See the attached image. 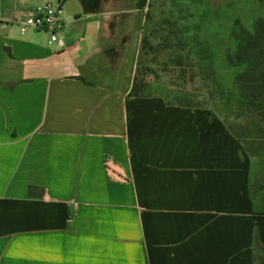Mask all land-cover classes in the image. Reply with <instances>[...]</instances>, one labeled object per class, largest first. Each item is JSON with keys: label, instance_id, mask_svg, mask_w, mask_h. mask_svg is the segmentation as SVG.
<instances>
[{"label": "crops", "instance_id": "obj_1", "mask_svg": "<svg viewBox=\"0 0 264 264\" xmlns=\"http://www.w3.org/2000/svg\"><path fill=\"white\" fill-rule=\"evenodd\" d=\"M57 1L64 47L20 31ZM148 2L0 0V264H264L249 148L207 109L128 97Z\"/></svg>", "mask_w": 264, "mask_h": 264}, {"label": "rangeland", "instance_id": "obj_2", "mask_svg": "<svg viewBox=\"0 0 264 264\" xmlns=\"http://www.w3.org/2000/svg\"><path fill=\"white\" fill-rule=\"evenodd\" d=\"M104 7L119 10V0H104ZM146 11L148 45L136 69L140 95L207 109L253 156L263 155L264 103L240 93L237 69L225 54L236 23L250 30L254 17L264 16V0H150Z\"/></svg>", "mask_w": 264, "mask_h": 264}, {"label": "trees", "instance_id": "obj_3", "mask_svg": "<svg viewBox=\"0 0 264 264\" xmlns=\"http://www.w3.org/2000/svg\"><path fill=\"white\" fill-rule=\"evenodd\" d=\"M119 4V10L121 11L133 9V0H119ZM147 19L148 14L146 11L145 22ZM145 22L142 32L145 29ZM231 37L233 39V48L231 53L225 54V58L232 67L237 69L234 83L242 95L264 103V16L258 15L254 17L250 30L236 23L234 29L231 31ZM147 45L148 40L142 34L139 57ZM137 64H139V61ZM141 89L142 87L138 83L135 74L128 97L143 98L140 95ZM250 156L251 196L255 207L262 209L264 208V152L262 155L258 151L256 156L250 153ZM29 194H32L31 189H29Z\"/></svg>", "mask_w": 264, "mask_h": 264}, {"label": "built area", "instance_id": "obj_4", "mask_svg": "<svg viewBox=\"0 0 264 264\" xmlns=\"http://www.w3.org/2000/svg\"><path fill=\"white\" fill-rule=\"evenodd\" d=\"M19 29L21 32L28 29L44 32L48 35V44L64 47L62 3H46L35 8L20 20Z\"/></svg>", "mask_w": 264, "mask_h": 264}]
</instances>
